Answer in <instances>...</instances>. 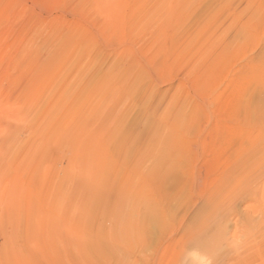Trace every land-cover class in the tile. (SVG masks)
Wrapping results in <instances>:
<instances>
[{"label": "rangeland", "instance_id": "1", "mask_svg": "<svg viewBox=\"0 0 264 264\" xmlns=\"http://www.w3.org/2000/svg\"><path fill=\"white\" fill-rule=\"evenodd\" d=\"M0 264H264V0H0Z\"/></svg>", "mask_w": 264, "mask_h": 264}]
</instances>
